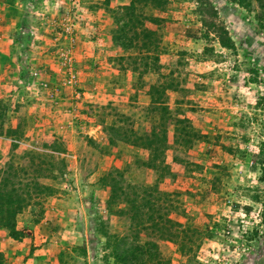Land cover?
<instances>
[{"label": "rangeland", "instance_id": "374dc122", "mask_svg": "<svg viewBox=\"0 0 264 264\" xmlns=\"http://www.w3.org/2000/svg\"><path fill=\"white\" fill-rule=\"evenodd\" d=\"M129 2L0 0L6 124L20 125L21 148L58 137L68 163L59 190L19 215L21 240L0 226V264H116L100 231L129 218L105 207L99 178L112 166L166 193L167 231L188 226V256L160 241L171 264H264V32L253 12L211 0L236 44L223 48L202 37L188 1L170 0L163 19L147 23L160 43L156 66L144 70L112 41ZM108 123L155 135L161 155L147 161L144 146L108 147ZM11 142L0 137V165Z\"/></svg>", "mask_w": 264, "mask_h": 264}, {"label": "trees", "instance_id": "16d2710c", "mask_svg": "<svg viewBox=\"0 0 264 264\" xmlns=\"http://www.w3.org/2000/svg\"><path fill=\"white\" fill-rule=\"evenodd\" d=\"M169 1L130 0L124 6L126 23L119 26L112 37L114 44L133 51L129 56L135 63L143 61L144 70L150 65L156 66L160 43L158 31L149 28L147 23L158 24L164 18L162 13L166 11ZM185 1H188L191 12L201 24L202 37L216 39L223 48L236 49L227 26L211 0ZM228 1L253 12L258 27L264 32V0ZM29 72L28 68H23L22 76L28 77ZM6 110L7 106L0 101V137L12 140L8 157L0 165V226L8 231L10 237L21 240L24 235L17 227L19 215L27 207L39 203L42 197L51 196L59 190L54 182L67 177L68 163L66 158L59 156L63 151L59 150L58 137L46 139L40 149L21 148L16 142L21 138L20 125L6 124ZM105 130L108 147H115L119 142L144 146L149 152L147 161L155 162L161 155L162 149L157 145L155 135L112 123H108ZM194 136L192 132L183 135L188 138L187 144L192 143ZM88 142L92 143L93 140L88 139ZM183 143L186 144V141ZM136 162L140 163V160ZM261 172L260 180L264 181V159L261 161ZM99 180L107 193L105 207L108 212L119 218H129L128 222L118 224L115 231H109L105 226L100 231L105 237L103 246L106 257H111L116 264H171L160 247V241L168 238L185 257L188 256V251L193 247L187 239L188 226L165 229L163 216L169 207L163 202L167 199L166 193L158 191L157 184H132L124 169L115 166L106 170ZM196 231L192 230V237L199 236ZM81 250L86 253L85 248L81 247Z\"/></svg>", "mask_w": 264, "mask_h": 264}]
</instances>
